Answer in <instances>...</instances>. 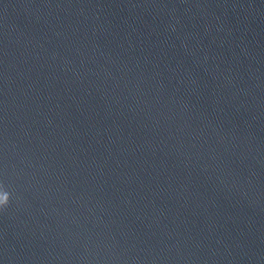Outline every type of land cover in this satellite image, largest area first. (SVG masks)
Segmentation results:
<instances>
[{
  "label": "water",
  "instance_id": "95a60500",
  "mask_svg": "<svg viewBox=\"0 0 264 264\" xmlns=\"http://www.w3.org/2000/svg\"><path fill=\"white\" fill-rule=\"evenodd\" d=\"M0 264H264V0H0Z\"/></svg>",
  "mask_w": 264,
  "mask_h": 264
}]
</instances>
